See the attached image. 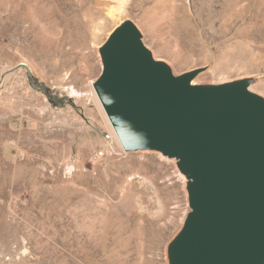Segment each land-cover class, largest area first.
<instances>
[{"label":"rangeland","instance_id":"1","mask_svg":"<svg viewBox=\"0 0 264 264\" xmlns=\"http://www.w3.org/2000/svg\"><path fill=\"white\" fill-rule=\"evenodd\" d=\"M126 18L176 72L264 93V0H0V264H166L182 178L123 151L91 84Z\"/></svg>","mask_w":264,"mask_h":264},{"label":"water","instance_id":"2","mask_svg":"<svg viewBox=\"0 0 264 264\" xmlns=\"http://www.w3.org/2000/svg\"><path fill=\"white\" fill-rule=\"evenodd\" d=\"M98 54L91 83L123 151L170 159L183 181L189 210L166 264H264V93L252 87L261 76L176 72L130 18Z\"/></svg>","mask_w":264,"mask_h":264},{"label":"bare ground","instance_id":"3","mask_svg":"<svg viewBox=\"0 0 264 264\" xmlns=\"http://www.w3.org/2000/svg\"><path fill=\"white\" fill-rule=\"evenodd\" d=\"M199 78V77H198ZM92 84V83H91ZM92 89H93V86H92ZM93 91H94V89H93ZM95 92V91H94ZM96 97H97V95H96ZM98 99V98H97ZM102 107V106H101ZM103 109V108H102ZM104 112V111H103ZM105 113V112H104ZM105 115H106V113H105ZM106 117H107V115H106ZM107 119H108V117H107ZM108 122L110 123V121H109V119H108ZM110 125H111V123H110ZM111 127H112V125H111ZM112 130H113V133H114V135H115V137L117 138V136H116V133H115V131H114V129H113V127H112ZM117 140H118V138H117ZM118 143H119V140H118ZM120 144V143H119Z\"/></svg>","mask_w":264,"mask_h":264}]
</instances>
